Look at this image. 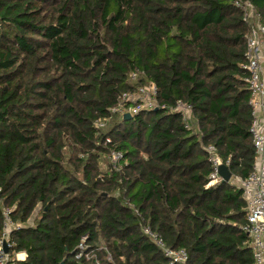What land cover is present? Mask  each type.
Returning a JSON list of instances; mask_svg holds the SVG:
<instances>
[{
  "label": "trees",
  "instance_id": "1",
  "mask_svg": "<svg viewBox=\"0 0 264 264\" xmlns=\"http://www.w3.org/2000/svg\"><path fill=\"white\" fill-rule=\"evenodd\" d=\"M236 1L0 0V233L11 209L21 264H168L143 229L186 264H254L241 191L207 186V147L236 178L254 161ZM146 83L165 109L111 114Z\"/></svg>",
  "mask_w": 264,
  "mask_h": 264
},
{
  "label": "built area",
  "instance_id": "2",
  "mask_svg": "<svg viewBox=\"0 0 264 264\" xmlns=\"http://www.w3.org/2000/svg\"><path fill=\"white\" fill-rule=\"evenodd\" d=\"M236 6L243 12L244 20L251 25L250 32L246 37V64L243 69L247 72L244 82L249 92L248 104L251 112L249 134L254 149V161L252 170L247 177L240 179L232 176L228 183L241 191L245 203L246 223L243 231L249 240L253 262L254 264H264V24L250 2L237 0ZM136 77L137 73H134L130 79L134 81ZM156 96V86L152 83H146L139 87L134 94H123L118 105L110 112L122 116L129 114L132 117L140 112L165 109V106H160L157 103ZM168 110L170 113L179 116L186 131H198L197 121L190 105L177 102ZM104 123V120L97 121L96 127L102 128ZM205 151L212 168L207 185L210 187L222 182L218 174V167L224 165L228 168L229 161L223 162L213 146L207 147ZM121 159L122 154L120 152H111L106 160L113 170L118 171ZM11 212V209L2 208L4 220L0 233V264H21L26 259L24 252H14L15 244L11 239V232L20 226L11 221ZM143 232L152 239L168 264H186L188 256L184 249L168 248L161 237L149 229H143ZM80 256L81 253L76 257L79 258Z\"/></svg>",
  "mask_w": 264,
  "mask_h": 264
},
{
  "label": "water",
  "instance_id": "3",
  "mask_svg": "<svg viewBox=\"0 0 264 264\" xmlns=\"http://www.w3.org/2000/svg\"><path fill=\"white\" fill-rule=\"evenodd\" d=\"M129 119H131V116H130L129 114H125V115H123V120H129ZM218 174H219V176L221 177L222 182H224V183H228L229 180H230L231 177H232L231 172H230L229 169H228L226 166H224V165H221V166L218 167ZM5 252H6V250H5ZM61 264H62V263H61Z\"/></svg>",
  "mask_w": 264,
  "mask_h": 264
},
{
  "label": "rangeland",
  "instance_id": "4",
  "mask_svg": "<svg viewBox=\"0 0 264 264\" xmlns=\"http://www.w3.org/2000/svg\"><path fill=\"white\" fill-rule=\"evenodd\" d=\"M106 163H105V161L103 160L102 162H101V165H100V168L104 171L105 169H106ZM232 183V182H231ZM233 183H234V181H233ZM30 224H32V222H29Z\"/></svg>",
  "mask_w": 264,
  "mask_h": 264
}]
</instances>
